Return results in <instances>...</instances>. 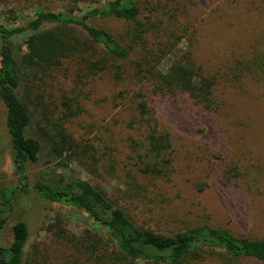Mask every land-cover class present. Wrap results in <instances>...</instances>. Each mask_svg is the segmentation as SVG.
Instances as JSON below:
<instances>
[{
	"label": "rangeland",
	"instance_id": "obj_1",
	"mask_svg": "<svg viewBox=\"0 0 264 264\" xmlns=\"http://www.w3.org/2000/svg\"><path fill=\"white\" fill-rule=\"evenodd\" d=\"M76 2L18 0L16 16L9 11L16 2L9 4V9L0 6V22L22 25L33 18L37 9L63 11L75 7ZM137 2L141 20L149 17L162 32L183 34L180 50L189 48L196 63L216 77L212 109L198 110L181 96L155 95L146 81L142 83V93L153 107L160 128L171 136L174 159L166 178L148 180L137 172L130 159L136 155L131 140L142 141L145 135L135 112L141 84L132 61L139 59V48L126 61L112 62L121 64L117 77L112 66L92 75L80 56L65 60L52 72V78L37 82L40 88L34 89L35 95L43 94L39 103L46 107L49 116L41 124L47 129L56 124L66 109L61 104L65 95L72 105L80 107V112L69 123L62 120V125L89 145L84 153L73 156L66 167H58V159L49 154L47 141L36 123L31 122L25 129L26 136L38 138L42 150L36 163L27 164L30 182L42 177L84 179L103 188L136 222L163 233L208 224L237 235L264 239V75L243 74L234 68L237 60L248 57L254 49L264 48V0ZM79 5L83 11L89 7ZM90 23L108 29L122 40L129 25L115 17H94ZM27 34L13 37L12 43L21 44ZM156 43L157 38L152 36L147 46L155 48ZM99 47L94 56L83 57L93 60L97 54L102 55L104 50ZM168 61L161 62L157 71L164 72ZM18 94L22 95V88ZM232 165L237 166L238 177L225 174ZM16 180L5 108L0 102V193ZM19 220L27 224L29 233L24 264H67L74 254L59 241V228L80 237L95 226L88 214L42 199L32 189L17 194L0 230V244L11 243V226ZM99 229L107 236L105 228ZM195 264L263 263L249 258L232 259L216 251Z\"/></svg>",
	"mask_w": 264,
	"mask_h": 264
},
{
	"label": "trees",
	"instance_id": "obj_2",
	"mask_svg": "<svg viewBox=\"0 0 264 264\" xmlns=\"http://www.w3.org/2000/svg\"><path fill=\"white\" fill-rule=\"evenodd\" d=\"M13 2L16 5L9 11L16 16L18 0H0V6L9 9ZM79 3L89 7L83 11ZM0 14L3 16L2 11ZM140 15L137 0H77L75 7L63 11L37 9L33 18L22 25L0 22V102L5 108V127L17 179L0 193V230L7 222L17 194L32 189L42 199L81 210L95 224L80 237L59 228V241L74 254V259L67 264H195L216 251L232 259L249 258L264 264V239L237 235L208 224L163 233L136 222L103 188L84 179L42 177L32 183L29 180L27 164L36 163L42 150L38 138L26 136L25 129L31 122L36 123L38 132L47 141L49 154L58 159V167H66L73 156L84 153L89 145L62 125V120L69 123L80 112V107L72 105L65 95L61 104L66 112L60 113L50 129L41 124L49 116L46 107L39 103L43 94L33 93L36 87L40 88L37 82L52 78V72L65 60L77 56L92 75L112 66L117 77L121 64L112 62L126 61L136 47L140 51L139 59L132 63L139 75L141 90L136 93L135 112L145 135L142 141L131 140L136 155L132 154L130 159L145 179L168 176L174 160L172 139L167 130L160 128L153 107L142 93V83L146 81L155 95L181 96L188 105L208 111L213 106L217 79L196 63L189 48L180 50L178 44L183 34L162 32L160 25L149 17L143 21ZM94 17H115L128 22L124 40L90 23ZM24 32L28 34L22 43L14 45L12 38ZM152 36L157 38L155 48L147 46ZM99 46L104 50L102 55L97 54L93 60L83 57L94 56ZM166 59L169 60L167 69L157 71ZM234 68L243 74L264 75V48L254 49L248 57L237 60ZM19 88H22L21 96ZM226 172L231 177L240 174L236 165ZM100 227L107 230V236L99 231ZM11 234L8 246L0 244V264H24L27 224L22 220L15 222Z\"/></svg>",
	"mask_w": 264,
	"mask_h": 264
}]
</instances>
